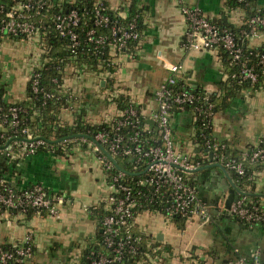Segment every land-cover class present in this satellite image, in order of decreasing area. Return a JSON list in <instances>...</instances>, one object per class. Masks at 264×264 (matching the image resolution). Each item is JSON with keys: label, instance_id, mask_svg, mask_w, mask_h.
<instances>
[{"label": "crops", "instance_id": "0c3cea01", "mask_svg": "<svg viewBox=\"0 0 264 264\" xmlns=\"http://www.w3.org/2000/svg\"><path fill=\"white\" fill-rule=\"evenodd\" d=\"M102 1L123 19L132 8V0ZM136 4L142 12L141 39L130 51L115 53L111 48V76L88 70L84 65L65 69L63 90L76 100L73 108L61 113L62 122L72 125L81 118L92 125L106 123L118 115L120 108L115 97L119 94L131 99L149 117L157 109L154 91L169 74L165 61L182 64L179 80L193 89L219 93L221 83L229 77L227 68L217 49L186 47L189 25L183 8L199 7L209 19L234 26L243 23L245 12L241 8L230 9L226 0H139ZM257 7L264 8V0H257ZM263 42V35L249 38L252 47ZM39 45L36 39L0 38L1 100L19 104L28 99L31 69L41 64ZM106 80L111 82L109 86ZM195 117L194 110L189 109L172 114L176 149L192 158L195 155L210 158L212 149H199L193 137ZM210 125V137L227 144L232 155L258 144L264 138V79L260 88L242 90L226 108L214 113ZM73 142H67L72 147L63 154L40 149L34 154H18L17 162L2 159L5 177L14 187L22 189L39 183L49 193L65 195L56 216L37 211L0 214V246L32 242L35 251L26 264H82L90 251L101 247L98 237L102 233L101 222L90 209L109 192L108 175L93 149ZM215 164L212 160L206 164L210 169L208 177L195 173L198 171L190 175L201 198L212 207V220L193 218L181 228L159 213L141 212L136 218V231L159 247L161 253L152 252L136 264H161L163 260L159 262L158 258L164 259L165 255L163 264H194L195 256L212 264L220 257L234 256L235 252L250 255L255 249L262 250L264 264V227L255 224L244 228L227 213L233 179L229 170ZM254 177L251 193L264 195V167ZM163 247H168L171 253H164ZM206 251H215L217 258L209 257ZM189 253L194 258L188 257Z\"/></svg>", "mask_w": 264, "mask_h": 264}, {"label": "built area", "instance_id": "2783aa9c", "mask_svg": "<svg viewBox=\"0 0 264 264\" xmlns=\"http://www.w3.org/2000/svg\"><path fill=\"white\" fill-rule=\"evenodd\" d=\"M48 6L49 0H0V38H23L30 41L36 39L40 44L41 64L34 65L30 74L34 93L41 90V70L48 61L45 56L47 45L43 40V33H46L48 26H45L40 18ZM183 12L189 25L185 38L188 49L216 50L222 45L232 55L233 60L241 61V47L231 30L221 29L199 7H184ZM82 18L77 8L53 16L56 32L61 37L67 38L73 47L79 44V33L76 28L81 24ZM110 19V16L104 12V7L100 6L95 10L93 21L95 27L87 31L86 37L95 44L96 48L109 44L115 53H121L127 51L133 42L140 41L141 35L137 30L136 18H133L126 27L122 25L111 27L109 35L98 33L96 28L108 26ZM255 23L264 24V17L253 16L249 24L252 26ZM243 33L249 38L261 35L255 26ZM259 62L264 66V54L261 55ZM164 67L168 69L169 74L155 89L157 109L147 117L155 122V129L141 123V117L144 115L129 99L128 107L125 110L119 109L118 115L107 121L103 130L92 138L86 136L79 138L80 142L95 151L105 170L111 171L110 176L108 175L109 192L98 205L93 207L104 210L101 222L102 234L108 252H92L91 264H120L126 255L140 251L142 237L136 232V218L141 212H156L171 221L177 216L184 218L185 221L193 218L211 221L213 218L211 205L201 198L197 185L190 179V175L201 168L202 163L176 149L171 121L173 104L183 111L185 104L193 102L196 96L192 91L178 88L182 64L165 61ZM111 74L109 71L105 76L109 77ZM240 76L243 80L255 83L259 72L254 66H247L242 62ZM52 95L45 92L44 98ZM110 95L115 97L116 94L111 92ZM201 98L208 101L207 96ZM7 104L6 108L0 104L1 125L10 123L11 126L16 127L20 123L19 114L25 109L19 104ZM70 107L73 108L72 105ZM211 107L212 105L209 104L208 109L201 107L197 109L203 117L208 118L212 115ZM196 111L194 110L195 114ZM22 132L25 136L20 140L18 136H13L9 138L6 146H0V153L17 146L21 152H7L10 158L18 157V154H34L47 143L44 139H35L41 135H36L27 128ZM199 135L204 140L205 147L212 149L216 162L240 175L245 174V161H264V146L252 152L246 150L237 158L229 153L227 144L216 142L203 129ZM1 138H4V134ZM69 141L71 140L63 139V142ZM103 148L116 159L120 168L108 157ZM122 160L127 161L128 164L124 165ZM133 181L137 186L147 188L148 193L136 190ZM8 183L7 180H0V205L5 208H17L25 212L28 207H32L38 212L44 209L48 214L56 216L59 213V204L65 200V195L49 193L48 189L39 183L22 189ZM248 203L253 202L245 196H240L226 211L235 218L261 224L264 227V211L260 212L257 205L249 206ZM151 206L156 207V210H151ZM26 243L29 241L21 243L24 244L22 246L13 244L15 248L13 252L0 249V264H14V262L23 264L30 259L33 248ZM189 256L193 257L190 253ZM158 260L160 262L163 259L158 258ZM194 261L196 263V259ZM232 264H263L262 250L255 249L250 255L235 257Z\"/></svg>", "mask_w": 264, "mask_h": 264}, {"label": "trees", "instance_id": "16d2710c", "mask_svg": "<svg viewBox=\"0 0 264 264\" xmlns=\"http://www.w3.org/2000/svg\"><path fill=\"white\" fill-rule=\"evenodd\" d=\"M137 2H139V0H132V8L127 18L123 19L111 12L107 6V3L102 0H49V6L44 10L45 13L43 14V16L40 17L42 19V23L45 26H48L45 31L46 33H43V40L47 45L45 56L47 57L48 61H46L45 67H43V69L41 70V90L38 93H34L32 91V83L31 81L29 82L27 93L28 99L23 103H19V105L22 106L25 111L20 112L19 114L20 123L18 126H11L10 123L1 125L2 116L0 115V146H6L9 142L10 137L18 136L19 140L23 138L25 134H23L22 131L23 129L27 128L30 131H33V133L36 135H41L46 137L50 141H55L51 143L47 142L41 149H52L58 154H63L72 147V143L63 142V139L67 138L71 141H74L73 143L86 146V144L79 141L80 137L86 136L91 138L97 132L104 129L105 123L92 125L91 123L83 121L81 118L76 124L72 125L62 122L61 113L68 108H71L70 106L76 100L72 94L66 93L63 90V77L65 75V69L71 65H84L88 70L98 73L102 72L105 74L109 71L112 72L113 59L110 53L111 48L109 47V44L101 45L96 48L94 43H91L87 40L86 33L89 29L95 27V24L93 22L95 10L101 6L104 7V12L107 13L111 19L108 26L96 28V31L98 33L109 35L111 27L115 25H122L126 27L133 18H136L137 30L142 36V12L139 7H137ZM226 3L230 9L241 8L245 12L243 23L240 26H234L226 22L212 21L219 25L221 29H229L235 34L242 51L241 61L233 60L232 55H230L222 45L218 46L217 50L221 56V59L224 61L227 72L229 74L227 80L221 83L219 93L209 94L208 92H205L203 90L193 89L183 80H179L178 83V88L187 89L195 93L196 99L191 103L185 104L184 109L197 110V120L195 121L196 134L193 137L196 142L199 143L198 148L202 149L203 151L206 149V147L204 145V140L200 137L199 133L203 129L204 132L210 136V123L213 114L216 113L220 108H226L229 105V102L239 93H241L242 90L247 88H260L264 79V66L259 62L261 55L264 54V42L258 47H252L249 45V37L243 33L245 31L248 32L250 28L255 26L259 33L264 36V24L255 23L252 26L249 24V21L253 16L264 17V8L261 9L257 7V0H226ZM72 8H77L83 16L81 24L76 28V31L79 33V44L74 47L71 45V42L67 38L61 37L56 32L53 25V16L56 13H67ZM136 45L137 42H133L127 51H130V49L135 47ZM242 62H245L247 66H254L259 72L258 80L255 83H252L248 80H243L241 78L240 70ZM110 84L111 82L106 80V86H109ZM45 92L53 95L51 97L44 98ZM203 96H207L208 101L202 99L201 97ZM115 100L117 102V106L121 110H125L129 105L128 97L123 94H119L117 97H115ZM0 104H2V106H4L5 108L8 105L5 101L1 100V98ZM209 104L212 105L210 109L212 115L206 118L200 114L197 108L201 107L202 109H208ZM133 105L138 109L135 103H133ZM172 111L174 113L181 111V109H179L176 104H173ZM141 120V123L149 125L150 128H156L155 122H153L149 118L142 116ZM2 134H4V138H1ZM263 146L264 138H262L260 142H258V144L248 147L247 150L249 152H252L253 150ZM7 152L20 153L21 151L17 146H13L12 150H5V153H0V180H7L2 166V159L10 158L6 154ZM233 156L237 158L240 157L239 154L236 153ZM193 158L202 163V168L198 169V172L195 173H202L203 175H205V177H208L210 169L206 164H208V162H211V159L208 156L200 155H195ZM10 159L13 162H17L19 160L18 158ZM122 161L124 162V165L128 164L127 161ZM212 161L216 162L213 159ZM263 167L264 161L262 160H258L256 162L245 161L244 175H240L235 171L229 170L233 179L232 185L235 186L238 191H240V196H245L250 199L253 203H248V205H257L260 212L264 211V195H257L251 193V191H253V188L255 186V173L262 170ZM106 172L107 175L110 176L111 171ZM136 178L138 179V177ZM132 183L136 190H142L145 194L148 193V189L144 186H137L135 181H133ZM151 210H156V207L151 206ZM6 211H8L11 215H17L18 213L22 212V210L17 208H5L0 205V214ZM35 211L38 212V210H36L35 208L28 207L26 212L27 214H32ZM90 211L94 216H98L100 222H102V218L104 216L103 208H91ZM46 212L47 211L43 209L40 213L45 214ZM237 219L244 228L255 226L254 222H247L240 218ZM173 221H175L181 228L185 226V219L182 217L177 216L173 219ZM136 232L142 237L141 249L137 253L126 255L120 264H136L140 260L147 259L148 254H151L152 252L157 254L161 253V249L155 245L150 244L143 233H140L138 231ZM98 237L101 246L100 249L90 251L86 255L85 259H83L82 264H91L92 252H108L103 243V234L101 233ZM20 245L22 246L24 244L20 243L19 246ZM26 245H31L34 253L35 250L32 242L26 243ZM0 249L8 250L11 252L15 250L13 244L10 243L1 245ZM154 249L157 250L154 251ZM163 251L164 253H171L168 247H163ZM205 253L211 258L215 256L217 258V253L215 251H206ZM243 255L244 254L241 253H234V256H231L229 258L220 257L218 261L212 264H232L235 257H241ZM165 256L163 257L164 259L167 258ZM195 258L197 259L196 263L194 264H208L205 259H202L198 256H195ZM164 259L161 264L164 263ZM28 260H26V262ZM26 262H24L23 264H26ZM14 264L17 263L14 262Z\"/></svg>", "mask_w": 264, "mask_h": 264}, {"label": "water", "instance_id": "95a60500", "mask_svg": "<svg viewBox=\"0 0 264 264\" xmlns=\"http://www.w3.org/2000/svg\"><path fill=\"white\" fill-rule=\"evenodd\" d=\"M77 136H79V135H77ZM92 138V137H91ZM35 139H44L45 141H47V142H55V141H50V140H48L46 137H44V136H38V137H36ZM103 150H104V152L108 155V157L120 168V166H119V164L117 163V161H116V159L105 149V148H103ZM209 155H210V159L212 160V157H213V152L212 151H210L209 152ZM215 165H218V166H220L221 168H223L225 171H226V168L225 167H223L221 164H219V163H216ZM202 168V167H201ZM200 169V168H199ZM239 197H240V191H238L237 189H236V187L235 186H233L231 189H230V194H229V197H228V200H227V206H226V208L227 209H230V207H231V204H232V202L233 201H235V200H237V199H239ZM162 239V238H161Z\"/></svg>", "mask_w": 264, "mask_h": 264}]
</instances>
